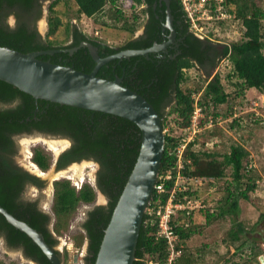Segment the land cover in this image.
Here are the masks:
<instances>
[{
  "label": "trees",
  "instance_id": "trees-1",
  "mask_svg": "<svg viewBox=\"0 0 264 264\" xmlns=\"http://www.w3.org/2000/svg\"><path fill=\"white\" fill-rule=\"evenodd\" d=\"M45 1L0 0L1 47L22 53H31L69 50L80 47L83 42H89L98 48L100 56L105 58L124 50L149 48L162 41L159 21L152 12V4L155 0H127L130 9L134 11L143 4L147 5L148 8H145L142 14L149 12L151 23L145 36L135 40L131 39L121 47H114L101 40L91 38L77 27H72L71 24H67L65 27L66 36H70L68 45H63L58 40H51L50 38L56 36L58 30L63 26L61 17L55 11L59 0H55L49 8V31L43 38L36 28V23L42 16ZM73 1L77 6L79 16H86L95 21L102 17H109L105 15L106 7L109 6L113 11L112 18L115 22L118 23L125 17V10L122 7L124 0ZM226 4L227 8L235 5L233 9H228L234 17L228 21L215 23L226 25V22L229 21H240L245 30L241 42L221 45L208 39H200L190 31V24L186 19L181 0H171L172 15L180 22V26H184V41L181 43L179 55L177 54L173 58L176 55L173 54L165 59H156L153 55L134 57L125 60L122 66H119V62L122 61L115 60L103 66L98 72V77L107 80L123 77L122 85L124 87L138 92L153 105L162 117L164 129L167 126L165 107L170 105L172 97L173 100H176L170 114L177 115V124L182 131L177 136L166 134L165 152L160 168L161 178L169 171H173V175L176 176L178 156L173 150L178 146L184 130L191 124L196 104L194 97L199 96L197 103L207 115V118L201 121V126L209 121L208 117L215 119L214 112L217 113L218 107L230 104L231 95L226 92L220 74H216L209 80H203L204 85L191 88L184 87L190 80L187 74L188 70L200 67L210 77L218 62L228 59L233 65L228 79L238 80L236 87L242 97V106L250 101L247 93H251V90H257L264 94V9L258 0H226ZM163 10L165 11L166 8L163 7ZM10 15L16 17L17 22L14 28H11L7 22ZM142 18L140 14L133 13L131 22L126 20L122 29L134 34L138 28L143 26L144 18ZM39 59L72 67L88 74L96 66L87 47L80 48L72 55L60 52L54 55H43ZM114 65L117 66L115 72L113 71ZM248 107L249 105H246L245 109ZM234 108L239 116L234 118L231 123L232 129L242 128L247 124L249 126H264L261 113L245 109L242 111L243 108L240 106ZM244 115H247L248 118L242 117ZM214 121L216 122V119ZM64 134L72 138L73 145L60 156L57 162L58 170L66 168L72 161L85 158H95L102 165L97 185L98 189L108 197V204L96 206L88 211L87 218L82 224L85 233L82 241L84 239L88 241L85 262L86 264H95L105 230L140 152L142 134L139 127L133 122L115 115L60 105L41 99L36 100L17 87L0 80V205L14 217L26 222L43 234L48 245L55 250L60 258L61 253L56 249L59 241L50 229L52 216L41 208L39 200L24 199V194L29 186L40 189L43 188L44 183L41 178L19 167L15 163L14 157L19 150L17 140L23 135L59 136ZM197 142L190 143L184 154L185 162L188 159L191 161L190 164L186 163L185 174L187 176L220 180L225 177L228 167L232 169L233 179L228 182L225 188L227 191L225 201L229 208L227 211L224 210L222 215L220 214L221 216L225 214L224 212L237 211L240 198L248 201L253 191L261 190V185L258 182L262 181V178L254 175L255 169L250 171L246 169V163L252 159L245 147L238 144L233 145L230 152L221 161L213 151H207L205 143L201 144L205 151H199L201 153L194 151L193 147ZM33 162L41 170H47L50 167L49 157L40 149L35 150ZM174 183V179L166 181V192L164 193L159 194L157 190H154L150 211L144 216L134 264H148L150 261L156 264L168 262L170 251L167 240L159 237V216L156 211L168 202ZM235 183L236 187L240 189L239 193L236 191L237 188H233ZM243 187L245 188L241 190ZM54 190L53 211L58 220L55 229V233L58 234L61 220L67 221L80 204L93 203L96 199V191L88 184L78 190L68 180L56 181ZM211 210H198L190 215L186 212H179L173 216L172 226L176 234L179 235L182 244L192 239L196 231H199L197 227L200 225L196 224L198 217L204 216L206 224H211L212 220L217 217V214ZM245 233L243 225L236 223L228 235L231 241L238 242ZM1 237L11 249L23 250L24 255L35 264H52L30 237L8 223L0 213ZM66 254H69L68 249H66ZM259 257V251H255L243 264L258 263ZM0 264L6 263L0 262ZM173 264H196V261L183 249L181 256Z\"/></svg>",
  "mask_w": 264,
  "mask_h": 264
},
{
  "label": "rangeland",
  "instance_id": "rangeland-1",
  "mask_svg": "<svg viewBox=\"0 0 264 264\" xmlns=\"http://www.w3.org/2000/svg\"><path fill=\"white\" fill-rule=\"evenodd\" d=\"M54 1L55 0H46L43 3L42 16L36 23V28L43 38L47 36L49 31V8ZM59 1L60 2L55 6V11L61 17L63 26L58 30L57 35L52 36L50 39L53 41H61L63 45H68L70 43V36H66L67 34L65 33V27L67 24H71L72 27H77L91 38L101 40L114 47L125 45L127 41L133 39L142 31V26L138 28L134 34L122 29L126 20L131 22L133 13L140 14L141 17H144V14L140 12V8L135 11L130 9L127 0H124L122 3V7L125 10V17L118 23L112 18L113 11L110 10V6L106 7L105 14L109 17H102L100 20L95 21L86 16H79L77 14V6L73 0ZM258 1L260 6L264 9V0ZM231 7H235V5H231ZM7 22L11 28H14L17 21L14 15H10ZM244 31L245 30L240 21H229L226 22V25L212 23L211 25H208L206 29V33L213 37L214 42L221 45H230L235 42H241L243 40ZM225 60L226 59H223L218 62L217 67L214 69L210 77L207 75L206 71L200 69V67H194L187 72L190 80L184 85V87L187 86L191 88L204 85L203 80H209L216 74H220L226 92L231 95L229 102L233 105L229 106L230 104H225L218 107L217 113L216 111L214 112L216 115V122L213 127L207 128L202 134H198L196 139L201 144L214 140L217 141L212 151L221 161L224 159L225 155L230 152L233 145L238 144L245 147L253 160V166L255 169L254 175L259 178L261 177L263 181L264 126H249V124L246 123L247 125L242 128L236 127V129H232L230 125L233 122L236 113V108L233 109L235 106H240L241 108L245 106L242 109V111H244L246 105H249L245 110H253L257 111V113H261L264 120V94L261 95L259 92L247 93V97L250 98V101L242 106V97L236 87L238 80L235 78L228 79L233 70V65L229 60ZM175 103L176 100L174 99L165 110L167 124L165 132L172 136H177L181 134L182 131L177 124V115L170 114ZM245 116L247 117V115L242 117L245 118ZM17 144L19 150L14 157L15 163L30 174L43 179L42 181L44 183L43 188L40 189L35 186H29L24 194V199L39 200L41 208L52 216L50 229L59 241L56 249L61 253L62 263L86 264L87 240L84 239L82 241L85 234L82 224L86 219L88 211L96 206L106 205L107 199L103 193L95 189V201L91 204H80L67 221L62 219L60 232L57 234L55 233V229L58 220L53 211L54 183L56 181L68 180L77 189H80L84 184H89L95 188L97 165L93 162H81L73 164L67 169L58 171L57 162L63 151L68 147V143L59 138L46 135H31L18 139ZM36 149H40L49 157V169L41 170L33 162ZM195 151L199 152L198 150ZM79 168H81V170H79L80 173L77 172V169ZM38 169L41 173L36 171ZM52 172H54V177L48 179L47 175ZM232 179V169L228 167L224 183L219 186L215 193L208 197L210 204L209 209H213L217 214V217L212 220L211 224H206V218L204 216L198 217L196 224L200 225L197 227V229L199 228V231H196L192 239L183 244L181 242L184 251H186L190 257H193L196 264H243L245 263L244 261L251 257L252 253L255 251H259L260 256L264 254V182L260 180L261 190H259V192L253 191L250 194V199L248 201L240 198L239 209L237 211H231L232 213L224 212L225 214L221 216L223 211H227V208H229L225 201L227 196L225 188L228 182ZM234 186L235 187L233 188L236 189V183ZM244 188L245 187L241 190ZM238 190L240 189L237 188L236 191L238 192ZM205 194L206 193L204 192L203 195L205 196ZM236 223L237 225H243L246 233L241 237V240L233 242L230 240L228 234ZM66 249H68L69 254H66ZM234 250L235 252H233ZM0 262L6 264H32L24 255L23 250L11 249L2 237L0 238Z\"/></svg>",
  "mask_w": 264,
  "mask_h": 264
},
{
  "label": "water",
  "instance_id": "water-1",
  "mask_svg": "<svg viewBox=\"0 0 264 264\" xmlns=\"http://www.w3.org/2000/svg\"><path fill=\"white\" fill-rule=\"evenodd\" d=\"M168 22L172 29L170 0ZM175 31H173L174 33ZM175 34L173 36V39ZM170 42L146 49H131L102 58L98 48L89 42L65 50L22 53L0 46V80L5 81L36 100L101 112L125 118L137 125L142 134L136 164L105 230L95 264H134L144 216L151 203L165 152L166 133L160 114L146 98L122 85L123 79L98 77L100 69L115 60H129L167 49ZM87 47L96 62L91 73L72 67L43 61L40 56L65 52L71 55ZM43 180V179H41ZM7 222L25 233L40 247L52 264H63L61 258L46 242L43 234L23 222L0 205ZM264 264V254L260 256Z\"/></svg>",
  "mask_w": 264,
  "mask_h": 264
},
{
  "label": "built area",
  "instance_id": "built-area-1",
  "mask_svg": "<svg viewBox=\"0 0 264 264\" xmlns=\"http://www.w3.org/2000/svg\"><path fill=\"white\" fill-rule=\"evenodd\" d=\"M181 2L186 13V19L189 21L191 31L203 40L208 39L214 41L213 37L206 33L208 25L218 21H228L234 17V15L228 11V9H233L234 7L229 6L227 8L226 0H181ZM194 99L196 104L191 124L184 130V134L181 136L178 146L173 150L178 156L176 176L173 175V171H169L168 174L162 178L159 175L154 189L157 190L159 194L164 193L166 192L165 182L172 179L175 180L168 202L165 206L159 207L156 211V214L159 216V237L167 240L170 251L169 259L166 264H173L183 252L181 239L172 226L173 216L179 212H186L190 215L194 211L209 209L210 204L208 197L215 193L225 180V177L218 180L216 178L207 177H189L185 174L186 163L190 164L191 162L190 159L185 162L184 158L188 145L197 141V135L200 133L202 134L207 128L213 127L215 123L213 117H208L209 121L205 123L204 126H201V121L206 119L207 115L204 109L197 103L199 96L194 97ZM238 116L239 115L236 113L234 118ZM216 143L217 141L215 140L207 142L205 143V148L208 152H212ZM193 150L203 151L204 146L197 142ZM246 167L247 171L254 169L253 160L247 162ZM159 180H161L160 183ZM258 183L261 184V181ZM204 192L206 193L205 196L203 195ZM149 207L146 213L150 211ZM212 210L211 212L214 211ZM148 264L156 263L150 261Z\"/></svg>",
  "mask_w": 264,
  "mask_h": 264
},
{
  "label": "flooded vegetation",
  "instance_id": "flooded-vegetation-1",
  "mask_svg": "<svg viewBox=\"0 0 264 264\" xmlns=\"http://www.w3.org/2000/svg\"><path fill=\"white\" fill-rule=\"evenodd\" d=\"M169 3H170V6H171V0L169 1ZM163 7L166 8L165 11L163 10ZM145 8H148V6L145 5V4L141 5L140 6V12L142 13ZM152 10H153L152 12L156 15L157 21H159L160 28H161V37H162L161 43H155L154 45H156V44L162 45L165 42H170V44L167 46V49L161 48V50L159 52H155V53L150 54V55H153L156 59H165V58H167V56H171V55L173 56V54H176V55L173 56V58H174V57L177 56V54L179 55L181 53V51H180V49H181V43L184 41V37H183V34H184V32H183L184 26H180V22L177 21L174 18V16L172 15V29L170 28V25H169V22H168V18H169L168 17L169 16L168 15V5H167V3H166L165 0H155L154 3L152 4ZM143 18H144V24L142 26V31L136 37H134L133 40L139 39L140 37H143V36L146 35L147 29H148V27L150 26V23H151V18H150L149 12L148 13H144V17ZM15 19H16V17H15ZM173 31H175V32L173 33ZM190 31H191V29H190ZM174 34H175V37L173 39ZM153 46H151V47H153ZM151 47H149V48H151ZM144 49H146V48H144ZM119 63H120L119 66H122L123 63H125V60H122V62H119ZM113 67H114L113 71L115 72L117 66L114 65ZM129 67H130V65H129ZM123 70H125V69H123ZM121 78L123 79V77H121ZM170 101L172 103L173 97L171 98ZM28 136H30V135H23L19 139L24 138V137H28ZM51 137H55V138H59V139L65 140L68 143V147L63 151V153L66 152L67 150H69L72 147V145H73V140L68 135H65L64 134V135L51 136ZM81 162H93V163H95L97 165V173H96V179H95V189L99 190L97 184H98V179H99V173H100V171L102 169V165L95 158H85V159H80V160L72 161L64 169L69 168L73 164H78V163H81ZM58 171H61V170H58ZM84 185H86V184H84ZM84 185H82L81 188H83ZM99 191L101 193H103V195L106 197V199H107L106 205H107L108 204V201H109L108 197L104 194V192H102L101 190H99ZM100 206H105V205H100ZM86 218H87V214H86ZM263 249H264V245H263ZM87 251H88V241H87ZM233 252H235V250ZM27 259L30 260L29 258H27ZM30 261H31L32 264L35 263L32 260H30ZM258 264H262L260 262V257H259Z\"/></svg>",
  "mask_w": 264,
  "mask_h": 264
},
{
  "label": "bare ground",
  "instance_id": "bare-ground-1",
  "mask_svg": "<svg viewBox=\"0 0 264 264\" xmlns=\"http://www.w3.org/2000/svg\"><path fill=\"white\" fill-rule=\"evenodd\" d=\"M45 25V24H44ZM64 145V144H63ZM79 170H81V168L77 169V172H79ZM37 172H40L39 169L36 170ZM41 173V172H40ZM80 173V172H79ZM48 179L49 178H53L54 177V172L50 173L49 175H47ZM81 178V177H80ZM101 201V200H100ZM252 263V262H251Z\"/></svg>",
  "mask_w": 264,
  "mask_h": 264
},
{
  "label": "crops",
  "instance_id": "crops-1",
  "mask_svg": "<svg viewBox=\"0 0 264 264\" xmlns=\"http://www.w3.org/2000/svg\"><path fill=\"white\" fill-rule=\"evenodd\" d=\"M255 92H258L257 90H251V93H255ZM261 94V93H260ZM263 95V94H261ZM264 96V95H263Z\"/></svg>",
  "mask_w": 264,
  "mask_h": 264
},
{
  "label": "clouds",
  "instance_id": "clouds-1",
  "mask_svg": "<svg viewBox=\"0 0 264 264\" xmlns=\"http://www.w3.org/2000/svg\"><path fill=\"white\" fill-rule=\"evenodd\" d=\"M165 130V129H164ZM263 255V254H262Z\"/></svg>",
  "mask_w": 264,
  "mask_h": 264
}]
</instances>
